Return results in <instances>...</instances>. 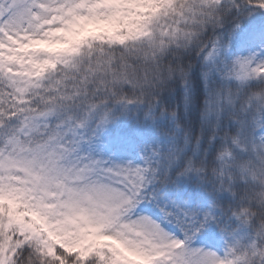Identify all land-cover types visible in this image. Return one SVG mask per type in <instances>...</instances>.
I'll list each match as a JSON object with an SVG mask.
<instances>
[{
  "label": "snow or ice",
  "instance_id": "1",
  "mask_svg": "<svg viewBox=\"0 0 264 264\" xmlns=\"http://www.w3.org/2000/svg\"><path fill=\"white\" fill-rule=\"evenodd\" d=\"M0 264H264V0H0Z\"/></svg>",
  "mask_w": 264,
  "mask_h": 264
}]
</instances>
